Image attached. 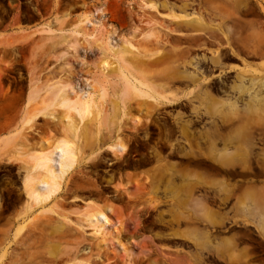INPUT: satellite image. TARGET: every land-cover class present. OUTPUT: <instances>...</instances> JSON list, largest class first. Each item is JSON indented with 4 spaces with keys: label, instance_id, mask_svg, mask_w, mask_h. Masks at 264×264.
<instances>
[{
    "label": "rangeland",
    "instance_id": "1",
    "mask_svg": "<svg viewBox=\"0 0 264 264\" xmlns=\"http://www.w3.org/2000/svg\"><path fill=\"white\" fill-rule=\"evenodd\" d=\"M249 1L240 8L259 18L245 57L223 31L192 39L194 48L164 31L165 19L204 25L200 7L0 0V264H264V0ZM89 17L94 26L84 24ZM96 39L112 50L108 76L124 69L149 97L110 87L82 119L59 109L42 116L41 101L29 99L35 89L92 91L103 56ZM235 60L244 68L227 66ZM61 139L74 148V165L33 205L22 185L31 157ZM77 194L100 203L67 209ZM51 201L58 228L38 229L30 216ZM96 209L118 224L103 236L82 228Z\"/></svg>",
    "mask_w": 264,
    "mask_h": 264
},
{
    "label": "bare ground",
    "instance_id": "2",
    "mask_svg": "<svg viewBox=\"0 0 264 264\" xmlns=\"http://www.w3.org/2000/svg\"><path fill=\"white\" fill-rule=\"evenodd\" d=\"M97 10V12L95 11L96 14H93L92 16H96L102 12L100 9ZM93 18L94 17L86 18L84 24L94 26ZM94 42L97 44L100 54L103 56L96 65V71L93 75V86L91 87L92 91L86 97H70L61 89L55 88L56 86H54V88H48L43 92L42 90L35 89L29 95V99L41 101L40 114H42V116L59 109L63 112V116L67 120L71 118L77 120L82 119L91 109L94 99H102L105 96L107 89L110 87L120 86L122 92L125 94L134 93L142 98L149 97L146 92H140V90H137L138 87L136 88L132 83L133 80L131 81L124 69L119 67L120 69L118 70L117 76L109 77L105 72L107 68L105 61L112 50L110 49L109 44L105 41L96 39ZM33 120L34 117L28 118L25 124L28 125ZM118 147L120 146L115 145L110 147V149L113 153H117L116 150ZM73 149L74 148L70 142L61 139L49 146H45L41 151L35 152L34 155H32L30 169L26 173L22 183L27 200L30 203L35 205L36 203L43 202L44 199L46 200V198L56 192L60 185V181L70 172L74 165L75 154ZM108 212L96 209L95 211H89L87 214L84 213L85 215L83 219L85 226L82 228L86 231L93 232V235L103 236L104 232L110 231L118 225L111 221Z\"/></svg>",
    "mask_w": 264,
    "mask_h": 264
},
{
    "label": "crops",
    "instance_id": "3",
    "mask_svg": "<svg viewBox=\"0 0 264 264\" xmlns=\"http://www.w3.org/2000/svg\"><path fill=\"white\" fill-rule=\"evenodd\" d=\"M163 1V0H162ZM167 2L168 6H192V7H200V14L205 22L204 25L198 26L196 24H189L184 26L174 25L171 23L172 20L165 19L163 21V25L165 27L166 32L175 31L178 33H182V37L184 38L183 44L188 47L195 46L198 42L192 39L195 38H217L223 31L228 36L230 47L235 51V53L241 56H247L252 48L256 47V36L254 34V30L257 28L258 15L252 14L248 16L243 12V7L249 4V0H164ZM221 7H226L227 9H223ZM177 16H184V13L175 12ZM189 16H187L188 21H192V13L187 12ZM176 17V16H174ZM181 19V18H179ZM179 21V20H177ZM173 22V21H172ZM195 22V21H193ZM196 23V22H195ZM219 25V26H218ZM7 29L3 26H0V36L4 34V31ZM247 64H253L254 62H246ZM228 67H238L239 69L244 68V63L242 61H230L227 64ZM237 73V70L231 69ZM184 100V99H181ZM65 206L69 210H78L82 211L85 206L90 202L93 204L100 203L97 199H90L88 196L82 195H70L68 197ZM99 205V204H97ZM58 203H53L51 201L46 207L41 211L40 208L36 209L32 212L30 219L34 220L35 218H39L38 229H46V228H58L52 227L51 224H59L60 222L54 220V216L52 212L58 208ZM6 222V221H4ZM7 223V222H6ZM4 224V223H2ZM66 231L71 230V226L68 224H64L61 226ZM187 229H182V231H186Z\"/></svg>",
    "mask_w": 264,
    "mask_h": 264
},
{
    "label": "flooded vegetation",
    "instance_id": "4",
    "mask_svg": "<svg viewBox=\"0 0 264 264\" xmlns=\"http://www.w3.org/2000/svg\"><path fill=\"white\" fill-rule=\"evenodd\" d=\"M186 48H194V47H188V46H185ZM161 118H163V117H161ZM134 159L132 160L133 162H138L139 161V159H138V157H137V155H134V156H132ZM156 241H154V244L155 245H158L157 243H155ZM167 244L168 245H170V246H172V247H174V246H180L181 244L180 243H178L177 241H167ZM205 264H218V263H216V260L212 257V258H209L208 259V262L207 263H205Z\"/></svg>",
    "mask_w": 264,
    "mask_h": 264
}]
</instances>
